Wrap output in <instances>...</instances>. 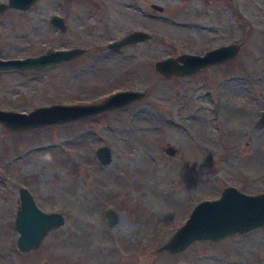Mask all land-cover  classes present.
Here are the masks:
<instances>
[{
  "label": "rangeland",
  "instance_id": "rangeland-1",
  "mask_svg": "<svg viewBox=\"0 0 264 264\" xmlns=\"http://www.w3.org/2000/svg\"><path fill=\"white\" fill-rule=\"evenodd\" d=\"M53 14L64 17L65 32L49 23ZM136 29L150 38L108 48ZM229 43L241 47L225 64L183 77L154 68L167 56ZM63 47L86 50L41 71L0 70V109L146 93L66 123H0V264H264V227L194 241L176 254L161 249L198 201L229 185L264 191V0H36L0 11V58ZM103 145L112 150L104 165L95 154ZM168 145L177 152L168 154ZM21 187L65 219L26 252L13 226Z\"/></svg>",
  "mask_w": 264,
  "mask_h": 264
},
{
  "label": "water",
  "instance_id": "water-1",
  "mask_svg": "<svg viewBox=\"0 0 264 264\" xmlns=\"http://www.w3.org/2000/svg\"><path fill=\"white\" fill-rule=\"evenodd\" d=\"M34 1L36 0H8L9 4L0 3V11L7 6L26 10ZM152 7L159 11L163 10L158 4H152ZM50 22L59 30L65 31L66 26L62 16L53 14ZM148 38H150L148 32L133 30L118 40L110 41L107 45L110 49H119L124 45ZM240 47V43L222 44L201 54L182 53L177 56H167L157 60L154 65L156 71L166 77L189 75L203 67L228 61L238 53ZM84 51L85 49L80 47L57 48L35 56L0 58V70H41L52 64L74 59ZM143 95V92L120 90L96 103H56L36 107L29 112L0 109V123L12 130L66 123L100 112L123 108ZM259 123L264 126V110L260 114ZM165 151L173 155L176 148L169 145ZM95 154L103 165L108 164L112 159V150L108 145L99 146ZM19 198L20 205L16 211L13 226L18 232L16 246L19 250L26 252L37 248L45 235L50 230L61 226L65 219L59 212L43 211L26 187L20 188ZM105 213L108 223L112 225L116 220L114 211L107 209ZM257 227H264V191L251 195L229 185L222 189L218 198L198 201L184 223L162 244L161 249L170 254H176L194 241H216Z\"/></svg>",
  "mask_w": 264,
  "mask_h": 264
},
{
  "label": "flooded vegetation",
  "instance_id": "flooded-vegetation-1",
  "mask_svg": "<svg viewBox=\"0 0 264 264\" xmlns=\"http://www.w3.org/2000/svg\"><path fill=\"white\" fill-rule=\"evenodd\" d=\"M58 15V14H57ZM61 16V15H60ZM63 17V16H62ZM51 18V17H50ZM63 20H64V24H65V26H66V23H65V19H64V17H63ZM49 23L51 24V22H50V19H49ZM52 25V24H51ZM54 28H56L54 25H52ZM67 28V27H66ZM136 30H141V29H136ZM61 31V30H60ZM65 31H66V29H65ZM65 31H61V32H65ZM142 31H144V30H142ZM129 33V32H128ZM120 39V38H119ZM114 40H116V39H114ZM118 40V39H117ZM147 40V39H146ZM145 41V40H144ZM140 42H142V41H140ZM109 43V42H108ZM107 43V44H108ZM136 43H138V42H136ZM136 43H132V44H127V45H124V46H122L121 48H123V47H125V46H131V45H133V44H136ZM108 46V45H107ZM67 48H72V47H63L62 49H67ZM109 48V47H108ZM121 48H119V49H111V50H120ZM214 48V47H213ZM57 49V48H56ZM84 49V48H83ZM110 49V48H109ZM54 50V49H53ZM86 50V49H85ZM183 53H191V52H183ZM38 54H41V53H38ZM38 54H35V55H38ZM180 54H182V53H180ZM199 54H201V53H199ZM35 55H30V56H35ZM81 55H83V53L82 54H80L78 57H80ZM177 55H179V54H176V55H172V56H177ZM26 57V56H25ZM78 57H76V58H74V59H71V60H68V61H63V62H59V63H55V64H52V65H50V66H48V67H53V66H55V65H65L66 63H70V62H72V61H75ZM13 58H18V57H13ZM3 59H11V58H3ZM156 61H154V63H155ZM226 62H224V64H225ZM220 64H223V63H220ZM216 65H218V64H213V65H209V66H206V67H211V66H216ZM48 67H46V68H48ZM206 67H203V68H206ZM46 68H44V69H46ZM154 68H155V65H154ZM203 68H201V69H203ZM44 69H41V70H44ZM201 69H199V70H201ZM41 70H17V69H14L13 71H41ZM156 70V69H155ZM199 70H197V71H199ZM5 71H11V70H5ZM196 71V72H197ZM195 72V73H196ZM159 73V72H158ZM195 73H192V74H195ZM161 74V73H160ZM192 74H189V75H192ZM163 75V74H162ZM189 75H180V76H189ZM164 76V75H163ZM172 76H179V75H172ZM171 77V76H170ZM129 91H138V92H143L144 94L146 93V90H143V91H140V90H136V89H128ZM120 91V90H119ZM144 96V95H143ZM139 99H137V100H135V101H133V102H136V101H138ZM99 101H101V100H99ZM99 101H97V102H99ZM133 102H131V103H133ZM91 103H96V102H91ZM131 103H129V104H131ZM61 104H63V103H61ZM88 104V103H87ZM128 104V105H129ZM128 105H126V106H128ZM43 106V105H42ZM125 106V107H126ZM39 107V106H38ZM120 109V108H119ZM169 146V145H168ZM174 147V146H173ZM176 152H177V149H176ZM175 152V153H176Z\"/></svg>",
  "mask_w": 264,
  "mask_h": 264
}]
</instances>
